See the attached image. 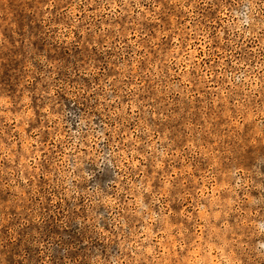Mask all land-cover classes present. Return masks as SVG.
Returning <instances> with one entry per match:
<instances>
[{
    "label": "rangeland",
    "instance_id": "1",
    "mask_svg": "<svg viewBox=\"0 0 264 264\" xmlns=\"http://www.w3.org/2000/svg\"><path fill=\"white\" fill-rule=\"evenodd\" d=\"M0 264H264V0H0Z\"/></svg>",
    "mask_w": 264,
    "mask_h": 264
}]
</instances>
